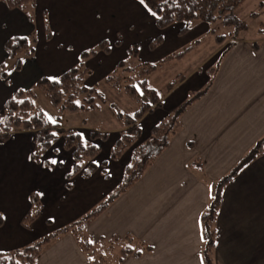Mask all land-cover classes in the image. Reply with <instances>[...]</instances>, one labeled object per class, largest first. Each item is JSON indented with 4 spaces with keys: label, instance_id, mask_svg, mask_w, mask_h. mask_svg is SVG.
Instances as JSON below:
<instances>
[{
    "label": "crops",
    "instance_id": "obj_1",
    "mask_svg": "<svg viewBox=\"0 0 264 264\" xmlns=\"http://www.w3.org/2000/svg\"><path fill=\"white\" fill-rule=\"evenodd\" d=\"M204 26L208 28L202 21L200 28ZM157 29L154 14L141 0H33L28 7L0 0V63L14 58L3 45L8 36L25 35L32 45L17 67L13 61L21 71L9 73V82L0 75V112L14 88H26L41 75L57 76L79 61L82 50L104 40L106 49L96 47L84 59L89 68L84 82L96 83L127 56L130 45L142 35L148 40ZM215 42L214 51L219 52L215 65L182 71L177 82L162 92L159 104L138 118L139 130L149 133L150 126L172 114L190 91L210 81L185 109L179 107L180 130L142 175L86 225L93 239L129 231L150 245L149 251L128 254L119 264H201L198 214L211 198L215 181L264 134V36ZM143 59L153 61L149 54ZM121 127L120 120L109 134L110 145ZM45 149L33 155L31 128L13 130L0 141V250L21 247L47 233L44 229H52L46 225V213L58 224L77 219L94 199L109 195L125 164L119 168V178L109 177L112 169L104 166L85 174L71 172L72 150L62 139ZM195 156L201 168L189 165ZM62 160L67 164L61 165ZM32 192L39 200L38 212L23 224ZM215 225L213 264H264V147L222 185ZM84 261L73 235L65 231L37 254L34 264ZM92 264L101 263L93 259Z\"/></svg>",
    "mask_w": 264,
    "mask_h": 264
},
{
    "label": "trees",
    "instance_id": "obj_2",
    "mask_svg": "<svg viewBox=\"0 0 264 264\" xmlns=\"http://www.w3.org/2000/svg\"><path fill=\"white\" fill-rule=\"evenodd\" d=\"M9 6L28 7L33 0H3ZM242 0H144V4L154 14L155 24L162 27L173 20H182L181 29H185L195 19L210 20L215 17L222 18L225 22L232 21L230 10ZM157 38V37H156ZM223 37H216L219 42ZM151 40L149 45H151ZM253 46L257 42H252ZM5 50L14 56V66L19 65L20 54L29 53L32 45L25 35L8 36L3 43ZM193 43L182 46L180 49L170 52L164 57L155 61L138 60L135 45L127 49V56L118 59L113 69L103 78L113 88L125 92L135 103L131 111L123 112L116 110L122 127L116 137L110 154L115 156L121 149L127 146L139 133L138 118L152 106L158 105L162 92L168 90L183 75L181 71L175 72L169 79H166L158 90L150 83V75L161 64L172 58H180L187 52ZM106 49L104 40L99 41L95 47L82 50L79 61L62 70L55 77L41 75L36 78L34 85L42 88L50 100L62 109H83L98 107L103 101V94L99 91L97 84L87 85L84 79L89 68L84 62L86 56L95 48ZM212 69V68H211ZM0 75L6 79L5 71L1 68ZM208 81L202 88L190 91L188 96L180 105L181 110L185 109L195 98L200 96L209 86ZM138 88H143L149 98L140 96ZM34 92L31 87L13 89L12 93L4 100L2 105L3 114L0 118V141L13 130L31 128L34 130L35 156L38 151L47 148L54 138L62 136L63 145L72 150L74 162L71 172L80 171L83 174L95 168V163L88 160L85 167L81 168L79 162L83 156H88L97 150V146L91 141H84L78 131L74 128H61L59 123L49 120L44 112L33 101ZM180 112L166 114L150 126L149 136L136 145L131 152L129 162L123 166V172L119 182L104 199L93 209L88 211L79 219L68 223L63 232L69 231L79 249L85 255L82 264H92L95 259L101 264H119L128 254L140 256L143 252L151 249L150 245L137 238L129 231L122 235L111 234L108 237L98 236L91 238L86 230L88 222L101 212L119 192L128 188L143 173L157 157L159 152L168 144L172 135L181 128ZM55 134V135H54ZM104 135V132L94 129L89 130V135ZM264 147V134L257 139L241 156V159L232 169L223 174L215 181L214 191L211 198L206 202L204 208L198 214V227L201 243L198 249V256L201 264H213V246L216 236L215 217L219 205L222 185L225 181L249 159L255 156ZM42 148V149H41ZM201 166L198 156L189 161V165ZM201 168V167H200ZM31 209L21 218L26 224L38 212L39 200L35 193H31ZM62 233V232H61ZM60 233L45 234L21 247H14L7 250H0V264H34L37 254L51 241L56 239Z\"/></svg>",
    "mask_w": 264,
    "mask_h": 264
},
{
    "label": "rangeland",
    "instance_id": "obj_3",
    "mask_svg": "<svg viewBox=\"0 0 264 264\" xmlns=\"http://www.w3.org/2000/svg\"><path fill=\"white\" fill-rule=\"evenodd\" d=\"M230 15L232 16V21L230 22H225L220 17H215L210 20L195 19L185 29H181L184 21L173 20L162 27H158L156 25L158 29L155 30L150 37H148L149 41L144 39V35L138 38L137 43L133 44L136 48V56L138 60H144L143 57L149 54L150 58L155 61L170 52L180 49L182 46L193 43V46L180 58H172L166 61H161V65L151 73L150 77L153 80H150L149 82L160 90L164 81L169 79L177 71L185 72L194 67L199 68L201 71L208 66L215 65L217 61L216 55L219 53L214 51L216 48V37H223L222 40H230V38L236 39L239 37H248L258 40V38L264 36V0H242L230 10ZM202 21L207 23L208 28L206 26L200 28V23H202ZM195 25L197 26L195 27ZM170 26L171 29L168 28ZM151 40L153 41L151 42V45H149ZM223 43L224 41L222 44ZM19 56L21 59L24 57L23 54H20ZM13 61L14 58L9 57L1 63V68L5 71L6 75V79L4 80L8 82L10 81L8 76L9 73L14 70L21 71V67H13ZM30 71L32 70L25 69V73H30ZM34 81L27 87L32 88L34 92L33 101L44 112L46 117L48 119L49 117H52L54 121L59 123L61 128H74L78 131L84 141H91L97 146V150L94 153L81 158L79 166L81 168L85 167L88 160L93 162L96 161L99 162L96 166H104L112 169L109 170V177L116 174L119 178L121 175L119 168L123 163L129 162L131 157V153L129 154L127 150L131 148L132 152V149L145 140L150 134V132L144 134V131L141 132V130H139L137 137L121 149L115 156L110 154L113 144L110 145V142H108L109 134L118 124L120 125V118L117 115L116 110L123 112L131 111L135 106L132 98L122 90L113 88L109 82L102 78L96 83H93L97 84L99 91L103 94V101H101L97 108L93 107L73 110L62 109L50 100L42 88L35 86ZM13 83L14 82H12V84ZM138 90L142 98H149L143 88H138ZM190 94L191 93L189 92L188 96H190ZM179 107H177L173 113H176L179 110ZM0 114L1 118L3 110H1ZM83 127L87 129H84ZM96 128H104L108 131L103 136H100L99 134L90 136L88 133L89 129L96 130ZM61 139L62 136L58 135L52 142L56 145V143ZM56 152L57 149H54L53 153L55 154ZM110 160L112 161L111 164ZM60 164L65 165L67 162L62 160ZM47 198L48 195H45V199ZM104 199L105 197H102L101 199H94L92 203L85 207L82 211L84 213H80L81 215H79L77 219L85 215L99 203L103 202ZM49 209L50 208L48 207L47 210ZM50 215L51 214L46 213L44 217L47 218L46 225H52L53 228L48 231H46L47 229H44V232H47L45 234L63 232V228L66 226V223L58 224L56 217Z\"/></svg>",
    "mask_w": 264,
    "mask_h": 264
},
{
    "label": "snow or ice",
    "instance_id": "obj_4",
    "mask_svg": "<svg viewBox=\"0 0 264 264\" xmlns=\"http://www.w3.org/2000/svg\"><path fill=\"white\" fill-rule=\"evenodd\" d=\"M144 2V0H141V3H143ZM49 120H52V122L53 123H55V121L52 119V117H49ZM55 135V134H54ZM51 163H53V164H55V163H57V161L56 160H52L51 161ZM211 185L209 186V195H211ZM42 195V194H41ZM0 216H2V214H0Z\"/></svg>",
    "mask_w": 264,
    "mask_h": 264
}]
</instances>
